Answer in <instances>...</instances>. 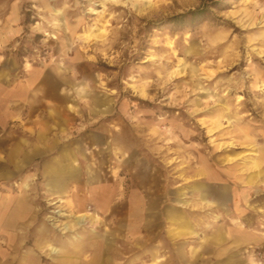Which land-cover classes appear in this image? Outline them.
I'll return each mask as SVG.
<instances>
[{
  "label": "rangeland",
  "instance_id": "374dc122",
  "mask_svg": "<svg viewBox=\"0 0 264 264\" xmlns=\"http://www.w3.org/2000/svg\"><path fill=\"white\" fill-rule=\"evenodd\" d=\"M9 136L36 152L10 181L0 162V212L28 199L0 224V264H216L240 229L256 237L240 260L264 264V0H0ZM68 153L77 177L52 193Z\"/></svg>",
  "mask_w": 264,
  "mask_h": 264
},
{
  "label": "crops",
  "instance_id": "0c3cea01",
  "mask_svg": "<svg viewBox=\"0 0 264 264\" xmlns=\"http://www.w3.org/2000/svg\"><path fill=\"white\" fill-rule=\"evenodd\" d=\"M36 136L38 139L44 138L45 137V131L40 130V129L36 130ZM1 150H6V152L4 154H2L0 152L1 153L0 154V162H4V164L10 169L9 171H7L8 175L6 177L7 180H9V181L13 179V164H14V168H16L17 170L23 169L25 167L26 163L28 162L29 157L33 156L34 153L36 152V149H29V143L27 142L26 139H23L22 141L18 142L17 145H15V147L13 148V136H9L8 138L0 139V151ZM13 156H15L14 159H13ZM76 173H77V167H75V163L73 164V159L70 157L69 153L65 154L64 158H62L60 160H56L55 162H53L51 168L46 172L45 185H46L47 189L49 191H51L52 193H63L65 190H67L69 184H71L73 181H75V179L77 177ZM1 175H2V173H0V176ZM249 179H250L249 182H244L242 190H240L241 191L240 192L241 197H243L245 195L246 192L244 193V191L249 190L251 187L258 185V183L260 181L259 177H258V172L251 175L249 177ZM241 183H243V182H241ZM262 183H264V172H263V176L261 178V184ZM227 186L223 187V188H219V190H222L225 188L224 192H226ZM26 187L21 185L22 189L26 188ZM243 189H246V190H243ZM228 190L231 191V188L229 186H228ZM58 195H60V194H58ZM203 195L204 196L206 195V193L204 191H203ZM208 195H210V194L207 193V198H208ZM7 199H8L7 203L3 204L4 205L3 206L4 211L0 212V224H2L3 227H7L9 229V231H11L10 233H12L13 226L15 223L14 221L16 220V218H21L27 214L28 199H27L26 195H24L22 197H17L14 211H13V198H7ZM215 199H216L215 202L217 203V205L221 209H223L224 212L228 213L229 212L228 205H229V202L231 201V192H230V194L219 192L218 195L215 196ZM245 199H247V198L245 197ZM9 208H10V212L7 213V210ZM236 222L239 223L241 226L244 225L243 222H239V221H236ZM2 226L0 225V227H2ZM221 230H222L221 228H218V230H216V233L214 235H212L211 237L206 236V238L203 239V242L201 243V247L203 249L200 251V254L198 256H195V258H200V257H202V254L204 252H207V250L209 249L208 245L210 242L218 244L219 247H220V244L226 242V240H227L226 236L227 235L225 232H222ZM192 231H194V230H192ZM210 238H212V239H210ZM253 239L256 240V237L253 235L252 232H250L249 230L240 229L238 231V233L236 235H234L231 239V242H230L231 247L234 248L232 250V252L230 251L229 253L224 255L225 252L227 251L226 249L221 248V249L216 251V254L219 257L216 260V264H247V261H246V263H243L240 260V258H239L240 256H239V254H237V252L240 250H236V248L240 247L243 244L250 243V241H252ZM47 242H49V241H47L43 238L42 242H40L41 244L39 247L42 250L49 251V249L46 245ZM197 250H198V247H193L192 253L193 254L196 253ZM49 253H51V252L49 251ZM180 253H181L182 258L186 257V254H184L182 252H180ZM253 260L254 259L252 258L251 261H253ZM157 262H158V260L154 259V260H152L151 264H157ZM0 263H1V256H0ZM147 264H149V263L147 262Z\"/></svg>",
  "mask_w": 264,
  "mask_h": 264
},
{
  "label": "bare ground",
  "instance_id": "6f19581e",
  "mask_svg": "<svg viewBox=\"0 0 264 264\" xmlns=\"http://www.w3.org/2000/svg\"><path fill=\"white\" fill-rule=\"evenodd\" d=\"M99 30V32H98V34L99 33H103L104 32V29H101V28H99L98 29ZM90 36V35H93V33L91 32L90 34H87V36ZM100 37V36H99ZM61 200V199H60ZM57 201H59V200H55V201H53L52 203H56ZM49 249L51 250V251H53V252H56L57 251V248L56 247H53L51 244H49Z\"/></svg>",
  "mask_w": 264,
  "mask_h": 264
},
{
  "label": "trees",
  "instance_id": "16d2710c",
  "mask_svg": "<svg viewBox=\"0 0 264 264\" xmlns=\"http://www.w3.org/2000/svg\"><path fill=\"white\" fill-rule=\"evenodd\" d=\"M191 14H197V13H199V11H192V12H190ZM186 14H181V15H178L177 16V18H179V17H183V16H185ZM194 16V15H193Z\"/></svg>",
  "mask_w": 264,
  "mask_h": 264
}]
</instances>
